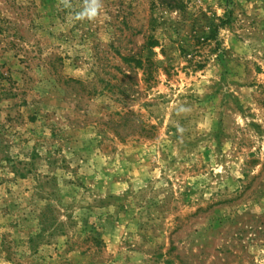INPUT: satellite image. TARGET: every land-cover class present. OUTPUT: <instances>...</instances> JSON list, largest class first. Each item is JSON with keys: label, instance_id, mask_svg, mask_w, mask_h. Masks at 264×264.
Masks as SVG:
<instances>
[{"label": "rangeland", "instance_id": "rangeland-1", "mask_svg": "<svg viewBox=\"0 0 264 264\" xmlns=\"http://www.w3.org/2000/svg\"><path fill=\"white\" fill-rule=\"evenodd\" d=\"M0 0V264H264V0Z\"/></svg>", "mask_w": 264, "mask_h": 264}, {"label": "clouds", "instance_id": "clouds-1", "mask_svg": "<svg viewBox=\"0 0 264 264\" xmlns=\"http://www.w3.org/2000/svg\"><path fill=\"white\" fill-rule=\"evenodd\" d=\"M99 8H100L99 0H91L90 6L84 13L80 14V18H83L84 16H87L89 19L95 17L97 15Z\"/></svg>", "mask_w": 264, "mask_h": 264}]
</instances>
